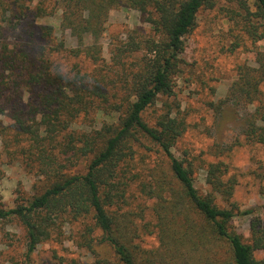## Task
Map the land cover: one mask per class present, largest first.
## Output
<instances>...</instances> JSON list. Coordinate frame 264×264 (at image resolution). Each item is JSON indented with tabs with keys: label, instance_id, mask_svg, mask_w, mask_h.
Wrapping results in <instances>:
<instances>
[{
	"label": "trees",
	"instance_id": "16d2710c",
	"mask_svg": "<svg viewBox=\"0 0 264 264\" xmlns=\"http://www.w3.org/2000/svg\"><path fill=\"white\" fill-rule=\"evenodd\" d=\"M20 1L1 3L18 8L11 22L22 26L33 11ZM221 1L236 4L254 43L264 40V0H61V27L70 30L78 46L66 49L60 43L56 53L84 57L97 65L103 62L97 42L114 9L138 11L152 35L132 32L116 47L115 63L87 73L78 66L73 72L62 71L45 58V48L37 53L39 64L25 56L20 59L14 47L2 48L0 65L6 72L2 76L11 72L13 85L0 81V94L8 93L12 128L21 130L10 137L27 139L17 140L15 154L25 156L31 170L36 164L40 177L46 178L36 194L14 208H0V222L17 220L25 232L22 264H32L41 244L62 241L68 223L80 224L84 246L94 256H100L96 248L104 250L106 257L98 264H264V258L255 257L256 252H264L261 217L254 209L241 212L234 204L217 203V197L228 203L234 194L236 180L228 177L227 166L222 162L207 166L212 192L201 194L193 164L173 152L185 122L169 106L154 126L144 119L160 97L174 95L185 38L195 29L200 12L215 9ZM42 36L50 39L51 30L44 27ZM87 38L93 39L91 45H86ZM125 57L135 61L131 72ZM231 98L247 109L254 107L246 115L244 136L264 147V54L256 66H240L228 93ZM26 101L29 109L23 108ZM228 103L210 106L223 117ZM81 119L100 126L88 132L78 129ZM144 142L158 148L167 167L154 160L146 161L144 169L136 165L140 148L152 151ZM81 158L83 169L72 171L70 164ZM131 186L153 202L154 223L146 221L149 207L141 213L127 210ZM239 216L250 217L249 242L234 226ZM141 231L156 234L158 247L143 248Z\"/></svg>",
	"mask_w": 264,
	"mask_h": 264
},
{
	"label": "rangeland",
	"instance_id": "374dc122",
	"mask_svg": "<svg viewBox=\"0 0 264 264\" xmlns=\"http://www.w3.org/2000/svg\"><path fill=\"white\" fill-rule=\"evenodd\" d=\"M2 1L12 5L15 0ZM22 3L33 14L19 26V21L11 22V14L18 8H11L10 4L4 6L0 0V56L2 48L7 45L10 49L14 47L20 59L25 56L39 64L41 56L38 54L45 48L48 55L45 58L62 71L73 72L78 66L82 73H87L94 72L98 67L106 69L115 63L118 60L116 47L119 42L126 41L132 32L146 37L152 35L150 25L141 20L138 11L111 10L97 42L104 61L97 65L84 57L76 58L66 52L54 51L60 43H64L66 49L78 46L70 30L61 27V0H24ZM7 8L9 11L6 13ZM36 14L40 18H35ZM239 16L236 4L227 1L219 2L213 10L200 12L195 29L185 38L186 47L179 63L180 73L175 79L174 95L160 97L146 112L144 119L154 126L158 116L167 110L166 106L171 107L175 115L185 122V132L175 144L173 152L177 158L193 164L194 181L199 192L203 195L212 192L207 183L206 168L211 163L222 162L229 170L228 177L234 178L236 185L228 203L222 197H217V203L220 206L234 204L241 212L254 209L264 223V147L251 143L244 136L246 115L254 107L247 109L234 98L228 99L240 66H256L260 55L264 54V40L254 43L246 31L245 21ZM44 27L51 30L50 39H43ZM20 33L26 37L20 39ZM33 33L35 37L31 39ZM92 43L93 39L87 38L86 45ZM124 61L131 72L135 63L133 57H125ZM5 74L0 65V81L5 79L12 86V73L7 71L6 77H3ZM8 99V93L0 94V208L16 207L23 199L41 190L46 180L40 177L36 164L33 163L36 169L31 170L27 167L25 156L15 154L19 146L17 140L26 142L27 139L26 135L18 139L10 137L21 130L12 128L15 121L11 119L12 102ZM226 100H229V107L224 116L219 117L210 104ZM27 102L24 109H29ZM77 125L78 129L87 132L100 126L91 119H81ZM3 126L8 128L4 129ZM144 146L152 151L144 148L138 150L136 165L139 168H147V162L153 160L167 167L164 156L156 146L148 142H144ZM76 163L70 164L74 165L72 171L82 170L84 159L76 160ZM128 202L129 212L141 213L149 207L146 209V221L155 222L151 211L153 202L140 194L135 186L130 188ZM249 219V216H239L234 220V226L246 242L250 240ZM62 232V241L51 240L38 247L32 264H98V260L106 257L102 248H96L100 254L96 257L84 246L80 224L68 223ZM24 240L25 232L17 220L0 222V264H22ZM139 244L152 250L158 247V238L156 234L147 235L141 231ZM255 257L264 258V252H256Z\"/></svg>",
	"mask_w": 264,
	"mask_h": 264
}]
</instances>
